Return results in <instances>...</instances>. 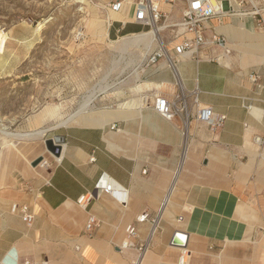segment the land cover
Returning <instances> with one entry per match:
<instances>
[{"label":"crops","instance_id":"obj_1","mask_svg":"<svg viewBox=\"0 0 264 264\" xmlns=\"http://www.w3.org/2000/svg\"><path fill=\"white\" fill-rule=\"evenodd\" d=\"M114 13L109 38L147 28L134 23L132 8ZM180 17L172 13L170 20ZM208 26V37L214 28L229 45L223 62L169 53L184 89L199 88L201 103L226 116L223 129L213 134L193 121L185 139L179 119L168 121L153 108L155 97L177 93L175 75L165 58L152 65L147 58L135 67V89L104 110L107 119L50 130L51 138L64 139L61 162L51 171L32 166L45 153L41 147L0 172V264H137L145 244L139 264H179L180 247L172 244L178 232L188 235L189 264H264V33L252 19H213ZM92 36L104 40L105 27ZM102 176L127 193L124 204L98 192L87 208L79 206ZM14 205L29 208L31 226ZM145 213L149 220L139 223ZM89 215L97 220L91 235ZM129 227L136 229L134 247L123 248Z\"/></svg>","mask_w":264,"mask_h":264},{"label":"rangeland","instance_id":"obj_2","mask_svg":"<svg viewBox=\"0 0 264 264\" xmlns=\"http://www.w3.org/2000/svg\"><path fill=\"white\" fill-rule=\"evenodd\" d=\"M108 3L109 0H0V33L9 34L0 53V158L4 157L0 172H6L8 167L11 171L21 157H35L31 150L41 147L50 165L43 170L51 171L55 156L46 150L45 141L51 139V131L61 120L80 111L93 96L87 111L98 112L119 104L135 89L134 82L139 77L135 67L159 46L150 52L144 49L147 42L127 47L133 35L152 31L149 28L109 38L115 15L109 22L113 11ZM182 9L179 2L174 5L176 19ZM94 19L104 23V40L95 39L89 31ZM40 23L43 26L39 29ZM79 31L84 34L80 41L76 38ZM57 114V119L50 117ZM41 116L45 117L41 126L51 122L40 129H52L44 137L20 141L7 136L39 130L30 127V122Z\"/></svg>","mask_w":264,"mask_h":264},{"label":"built area","instance_id":"obj_3","mask_svg":"<svg viewBox=\"0 0 264 264\" xmlns=\"http://www.w3.org/2000/svg\"><path fill=\"white\" fill-rule=\"evenodd\" d=\"M180 1L185 4L182 15L179 20L172 21L170 20L172 9ZM163 5L170 6V10L168 12L163 11ZM108 8L113 12H120L123 8H132L134 10V23L157 31L159 50L149 55L148 64H156L160 58H165L175 75L178 91L171 100L155 97L153 108L168 121L179 119L185 139L188 138L189 128L193 121L206 126L213 134L221 131L225 125L226 116L216 113L211 107L201 103L199 88L190 91L184 89L176 69L177 61L170 55L169 51L174 49L178 58H192L197 62H223L230 52L229 45L224 37L215 33L214 28L211 29V36L206 35L210 30L209 22L213 19L222 21L225 18L233 17L241 20L252 19L256 22L259 30L264 33V0H109ZM165 34L168 36L167 39ZM83 37V32L79 31L76 36L77 40L80 41ZM250 80L257 84L259 77L252 75ZM144 100L147 99L144 98ZM245 108L249 111L252 106L247 105ZM255 142L260 145L262 139L258 137ZM94 161L95 157L92 156L90 162L93 163ZM60 162L61 157L55 158V166ZM49 167L50 165H47L45 169ZM98 192L112 194L123 204L127 198L125 191H116L114 183L109 178L102 176L94 192H89L79 198V206L87 208ZM12 211H20L22 220L26 225L31 226L33 224L35 218L27 206L14 205ZM137 220L139 223L146 222L149 220V214H142ZM160 220L161 212L151 219L150 237L158 232ZM96 224V218L89 215L85 227L89 235L92 234ZM127 235L128 239L123 244V248H132L134 247L132 239L136 237V229L129 227ZM147 250L148 244L139 248L137 264ZM190 257L191 253L188 247H180L178 263L189 264Z\"/></svg>","mask_w":264,"mask_h":264},{"label":"bare ground","instance_id":"obj_4","mask_svg":"<svg viewBox=\"0 0 264 264\" xmlns=\"http://www.w3.org/2000/svg\"><path fill=\"white\" fill-rule=\"evenodd\" d=\"M111 15H117V13H114V12L110 13V15L108 16L109 22H112ZM38 26L40 29L43 26V24L40 23ZM89 31L94 36H96V35L101 36L104 32V23L102 21H99L98 19H94L93 21L90 22ZM8 37H9V34L0 33V53L2 50V45L5 41V39ZM144 42H147V44H145V49H147V50H152L156 45L159 46V44L157 43V31L153 30V31H150L148 33H142V34L133 36V38H131V40L128 41L127 47H129V46L140 47ZM94 99H95L94 96L91 97L89 100L87 99V102L84 103L85 105L83 104L84 107L80 111H78L77 113H75L74 115L70 116L67 119L61 120L57 124V126H55V128L60 127V126H65V125L70 126L71 124L94 125V124H98L99 122H102L105 119H107L108 114H109L107 111H104V110L98 111V112L87 111L88 107L91 106ZM50 117L57 119L59 116L57 114V115H52ZM44 118H45L44 116H41L39 119H36L35 121L30 122V127H35V126L38 127L39 125H42V123L44 122ZM49 130H51V129H46V130H36L35 129L33 132L29 131L28 133L24 132V133H18V134H13V135L8 134L7 136L11 137L13 139H19L21 141V140H26V139H35L38 137H43ZM55 158L57 159V157H55ZM48 163H49L48 159L45 158L43 160V162L40 164L39 168L43 170L45 168V165H47ZM28 164L30 165V162Z\"/></svg>","mask_w":264,"mask_h":264},{"label":"water","instance_id":"obj_5","mask_svg":"<svg viewBox=\"0 0 264 264\" xmlns=\"http://www.w3.org/2000/svg\"><path fill=\"white\" fill-rule=\"evenodd\" d=\"M63 142H64V139L60 136L47 139L45 141L46 150L52 155H54L55 157H60ZM43 159H44L43 156H40L32 163V166L33 167L39 166L40 163L43 161ZM187 242H188V235L178 232L174 236L172 244L178 247H185L187 246Z\"/></svg>","mask_w":264,"mask_h":264}]
</instances>
